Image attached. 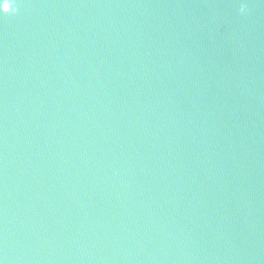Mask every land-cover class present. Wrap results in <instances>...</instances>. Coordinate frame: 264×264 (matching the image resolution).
Listing matches in <instances>:
<instances>
[{"label": "water", "instance_id": "obj_1", "mask_svg": "<svg viewBox=\"0 0 264 264\" xmlns=\"http://www.w3.org/2000/svg\"><path fill=\"white\" fill-rule=\"evenodd\" d=\"M0 0V262L135 264L57 0Z\"/></svg>", "mask_w": 264, "mask_h": 264}, {"label": "clouds", "instance_id": "obj_2", "mask_svg": "<svg viewBox=\"0 0 264 264\" xmlns=\"http://www.w3.org/2000/svg\"><path fill=\"white\" fill-rule=\"evenodd\" d=\"M8 7H9L10 10L7 11V12H3V13L7 14L10 11L14 10V8H13V0H10V4L8 5ZM246 12H247V6L242 4L241 7H240V13L243 15V14H246Z\"/></svg>", "mask_w": 264, "mask_h": 264}, {"label": "snow or ice", "instance_id": "obj_3", "mask_svg": "<svg viewBox=\"0 0 264 264\" xmlns=\"http://www.w3.org/2000/svg\"><path fill=\"white\" fill-rule=\"evenodd\" d=\"M0 264H2V262H0Z\"/></svg>", "mask_w": 264, "mask_h": 264}]
</instances>
